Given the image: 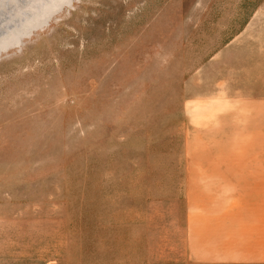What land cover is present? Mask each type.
I'll use <instances>...</instances> for the list:
<instances>
[{"label":"rangeland","instance_id":"rangeland-1","mask_svg":"<svg viewBox=\"0 0 264 264\" xmlns=\"http://www.w3.org/2000/svg\"><path fill=\"white\" fill-rule=\"evenodd\" d=\"M52 5L0 38V264H264L202 261L186 223L240 191L250 236L248 177L197 173L264 167V0Z\"/></svg>","mask_w":264,"mask_h":264},{"label":"crops","instance_id":"crops-1","mask_svg":"<svg viewBox=\"0 0 264 264\" xmlns=\"http://www.w3.org/2000/svg\"><path fill=\"white\" fill-rule=\"evenodd\" d=\"M189 172V171H187ZM197 175L211 177L201 180L209 186H240L247 176L251 227L243 233L241 210L243 195L240 191L188 192L186 223L191 254L202 261L240 262L242 257L264 258V167L204 169ZM192 174V173H187ZM214 177V178H212Z\"/></svg>","mask_w":264,"mask_h":264},{"label":"bare ground","instance_id":"bare-ground-1","mask_svg":"<svg viewBox=\"0 0 264 264\" xmlns=\"http://www.w3.org/2000/svg\"><path fill=\"white\" fill-rule=\"evenodd\" d=\"M54 1L55 0H0V11H2L0 12V24L1 22L7 21L5 24L12 25L11 29L9 28V31H4L0 35V38L8 34L11 30L24 27V24L27 21H30L36 15L43 13L45 8L52 5Z\"/></svg>","mask_w":264,"mask_h":264},{"label":"water","instance_id":"water-1","mask_svg":"<svg viewBox=\"0 0 264 264\" xmlns=\"http://www.w3.org/2000/svg\"><path fill=\"white\" fill-rule=\"evenodd\" d=\"M5 21V20H4ZM7 21H5V22H1V24H0V35L5 31V32H7V31H9V28L11 29V27H12V25H10V24H5ZM2 27V28H1Z\"/></svg>","mask_w":264,"mask_h":264}]
</instances>
